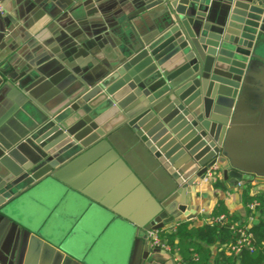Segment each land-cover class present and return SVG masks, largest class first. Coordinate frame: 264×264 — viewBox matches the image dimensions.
Listing matches in <instances>:
<instances>
[{
  "label": "water",
  "instance_id": "water-1",
  "mask_svg": "<svg viewBox=\"0 0 264 264\" xmlns=\"http://www.w3.org/2000/svg\"><path fill=\"white\" fill-rule=\"evenodd\" d=\"M161 2L165 25L108 69L112 83L84 87L16 140L0 134V221L24 241L33 235L79 264H158L152 250L138 261L139 238L178 217L208 168L264 179V0ZM93 93L126 122L118 131L137 141L147 178L117 132L91 118ZM129 94L143 104L127 122ZM73 202L84 231L56 229ZM0 253V264H21Z\"/></svg>",
  "mask_w": 264,
  "mask_h": 264
},
{
  "label": "crops",
  "instance_id": "crops-1",
  "mask_svg": "<svg viewBox=\"0 0 264 264\" xmlns=\"http://www.w3.org/2000/svg\"><path fill=\"white\" fill-rule=\"evenodd\" d=\"M0 6L5 12L0 22L5 27L0 40V134L13 140L45 123V117L59 111L84 87H89L90 93L102 82L112 83L111 76L106 74L108 69L117 65L121 56L138 48L140 40L161 31L165 25L162 14L166 6L161 0H0ZM39 68L42 73L37 75ZM130 95L126 96L130 100L123 104L132 118L120 114L127 122L141 113L143 104ZM99 98L98 93L88 98V105L96 103L91 118L100 124L98 127L117 132L114 141L147 178L148 165L137 141L134 142L130 131H118L126 122L120 119V123L118 116L108 115V102ZM73 119L75 114L69 121ZM97 162L89 163L86 169ZM251 177L241 186L240 180L226 178L222 168L211 184L197 187V179L192 193L179 205L178 217L164 227L169 229L180 222L208 224L221 203L248 227L255 221L259 224L257 218L249 216L254 211L245 202V185H250L251 196L264 197V179ZM73 206L64 210L56 229L75 227L84 231L74 202ZM139 239L138 261L152 250L158 264H189L171 248H154L150 237ZM2 250L14 254L17 260L20 258L21 264H79L61 250L38 242L33 235L24 241L22 235L0 221ZM211 250L210 264H217L220 248L214 246Z\"/></svg>",
  "mask_w": 264,
  "mask_h": 264
},
{
  "label": "trees",
  "instance_id": "trees-1",
  "mask_svg": "<svg viewBox=\"0 0 264 264\" xmlns=\"http://www.w3.org/2000/svg\"><path fill=\"white\" fill-rule=\"evenodd\" d=\"M245 189L244 199L247 205L260 203L256 211L249 213L251 218L259 220V224L248 227L241 223V218L230 215L226 206L221 203L212 213V218L218 220L225 216L226 220L203 226L182 222L174 230L163 231L161 238L172 251L179 253L183 260L189 261V264H210L213 256L211 248L214 246L220 248L216 256L217 264H264V197L251 196L248 183ZM245 229L253 236L254 250H243L238 254L228 251L229 246L238 243Z\"/></svg>",
  "mask_w": 264,
  "mask_h": 264
},
{
  "label": "built area",
  "instance_id": "built-area-1",
  "mask_svg": "<svg viewBox=\"0 0 264 264\" xmlns=\"http://www.w3.org/2000/svg\"><path fill=\"white\" fill-rule=\"evenodd\" d=\"M4 13H5L4 10L0 6V14L3 16ZM221 171H222V166L218 162L215 163L213 166H211L210 168L207 169L203 178H201L198 181V183H196V186L198 187V186H202V185H206V184H211L213 181H215L217 179L218 174ZM251 178L252 177L248 178V176H244V178L242 180H240L241 183H239V184L242 186L244 183L243 181H246L247 179H251ZM259 207H260V203H258V202H255V203L249 205V208L253 211H256ZM223 220H226L225 216H222L218 220L211 218L209 220V223L219 222V221H223ZM180 223H177L176 225L169 227V229L164 227L160 230L150 231L149 237L152 240V246L154 248H162L164 250H169L170 247L166 245L165 241L161 238L160 235L163 231H166V230L169 231V230L176 229ZM252 237L253 236L251 233H249L248 229L243 230L242 234H241V239L238 241V243L229 246L227 250L234 253V254H238L243 250L253 251L254 247L252 245Z\"/></svg>",
  "mask_w": 264,
  "mask_h": 264
}]
</instances>
